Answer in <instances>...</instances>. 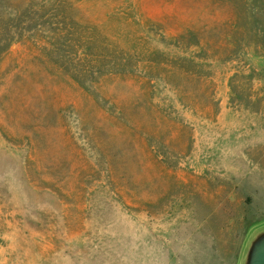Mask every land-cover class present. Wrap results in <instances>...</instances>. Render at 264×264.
<instances>
[{"label":"rangeland","instance_id":"obj_1","mask_svg":"<svg viewBox=\"0 0 264 264\" xmlns=\"http://www.w3.org/2000/svg\"><path fill=\"white\" fill-rule=\"evenodd\" d=\"M264 229V0H0V264H236Z\"/></svg>","mask_w":264,"mask_h":264},{"label":"water","instance_id":"obj_2","mask_svg":"<svg viewBox=\"0 0 264 264\" xmlns=\"http://www.w3.org/2000/svg\"><path fill=\"white\" fill-rule=\"evenodd\" d=\"M236 264H264V229L256 232L246 243Z\"/></svg>","mask_w":264,"mask_h":264}]
</instances>
